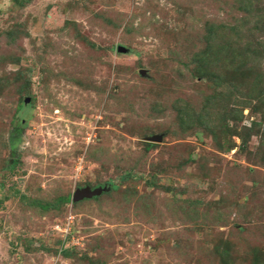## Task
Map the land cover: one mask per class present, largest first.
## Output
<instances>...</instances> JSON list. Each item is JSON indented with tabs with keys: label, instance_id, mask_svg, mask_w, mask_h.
<instances>
[{
	"label": "rangeland",
	"instance_id": "rangeland-1",
	"mask_svg": "<svg viewBox=\"0 0 264 264\" xmlns=\"http://www.w3.org/2000/svg\"><path fill=\"white\" fill-rule=\"evenodd\" d=\"M0 264H264V0H0Z\"/></svg>",
	"mask_w": 264,
	"mask_h": 264
},
{
	"label": "water",
	"instance_id": "water-1",
	"mask_svg": "<svg viewBox=\"0 0 264 264\" xmlns=\"http://www.w3.org/2000/svg\"><path fill=\"white\" fill-rule=\"evenodd\" d=\"M118 49L120 52H127V49L123 46H119ZM140 73L142 75H145L146 70H141ZM161 139H162V137L153 136V137L149 138V141L159 142V141H161ZM110 188L111 187L109 185L100 186V187H96V188H91L90 186H87L84 188H79L72 195V202L78 203V202H81V201L86 200V199L96 198V197L102 195L104 192L109 191Z\"/></svg>",
	"mask_w": 264,
	"mask_h": 264
},
{
	"label": "trees",
	"instance_id": "trees-1",
	"mask_svg": "<svg viewBox=\"0 0 264 264\" xmlns=\"http://www.w3.org/2000/svg\"><path fill=\"white\" fill-rule=\"evenodd\" d=\"M229 144V142L228 141H221L220 140V145L224 148V147H227V145ZM151 145V144H150ZM226 149V148H225ZM229 149H231L230 147H227V150H229ZM105 185H111V184H104L103 186H105ZM113 188L115 189V188H117V185H113ZM97 198V197H96ZM67 202V203H71L72 202V197H70V196H68L67 198H62L61 200H59L58 202ZM73 203V202H72ZM57 203L55 202L54 204L53 203H41V202H39V205H40V207L43 209V210H47V209H49L52 205L54 206V205H56ZM52 206V207H53ZM51 207V208H52ZM68 251L69 250H66V254H68Z\"/></svg>",
	"mask_w": 264,
	"mask_h": 264
},
{
	"label": "built area",
	"instance_id": "built-area-1",
	"mask_svg": "<svg viewBox=\"0 0 264 264\" xmlns=\"http://www.w3.org/2000/svg\"><path fill=\"white\" fill-rule=\"evenodd\" d=\"M71 223L72 222L70 220L68 226L62 230L63 232L65 231L64 233L69 234L71 232V228H70Z\"/></svg>",
	"mask_w": 264,
	"mask_h": 264
},
{
	"label": "bare ground",
	"instance_id": "bare-ground-1",
	"mask_svg": "<svg viewBox=\"0 0 264 264\" xmlns=\"http://www.w3.org/2000/svg\"><path fill=\"white\" fill-rule=\"evenodd\" d=\"M40 241V240H39Z\"/></svg>",
	"mask_w": 264,
	"mask_h": 264
}]
</instances>
